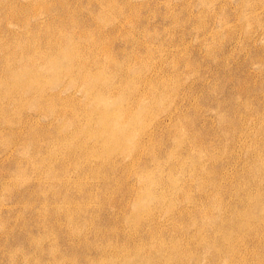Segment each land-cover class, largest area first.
<instances>
[{"label": "rangeland", "instance_id": "374dc122", "mask_svg": "<svg viewBox=\"0 0 264 264\" xmlns=\"http://www.w3.org/2000/svg\"><path fill=\"white\" fill-rule=\"evenodd\" d=\"M117 246L264 264V0H0V264Z\"/></svg>", "mask_w": 264, "mask_h": 264}, {"label": "bare ground", "instance_id": "6f19581e", "mask_svg": "<svg viewBox=\"0 0 264 264\" xmlns=\"http://www.w3.org/2000/svg\"><path fill=\"white\" fill-rule=\"evenodd\" d=\"M57 34V36H56V38H55V48L57 47V45H58V43L59 42H66V43H70V44H72L73 45V47L75 48V51L74 50H70L69 52H70V57H71V60H72V63H74V60H75V58H79V59H81L82 57H80V56H82V54H81V51L80 52H78L77 50H76V45L78 44L77 42H75L74 40H73V38L72 37H69V36H65V35H63V37H59L60 35H61V32H57L56 33ZM81 38V37H80ZM84 40V39H83ZM83 52V51H82ZM84 59V63L82 64V66H81V71H80V73H77V76L78 77H84V75H85V72H84V68L87 66V65H89V63L88 62H86V60H85V58H83ZM115 63H116V61H114ZM58 63H56L53 67H54V69H53V71H55L56 70V68L59 66V64L57 65ZM69 67H70V73H72L73 72V70H74V65L72 64V65H69ZM98 76V75H97ZM33 77V76H32ZM32 80H34V83L35 82H38V79H32ZM59 80H56V81H54L53 82V85L54 84H56L57 82H58ZM87 84H86V86L88 85V87L89 88H93V87H95L96 86V83L94 82V80L91 78V79H89V78H87ZM109 82L110 83H112L111 81H110V79H109ZM76 83H77V85H79V83L76 81ZM108 84V83H107ZM106 85V84H105ZM56 86V85H55ZM72 86H76L75 84H72ZM101 86H96L95 87V89H97V88H100ZM85 90H86V92H88V89L87 88H85ZM108 111H106L105 112V115H104V119H105V121H107V123L109 122V121H111L112 119V117L114 116V118L115 119H117L116 117H115V115L111 112V113H107ZM111 119V120H110ZM112 122H116L115 120H112ZM118 122V121H117ZM114 128V127H113ZM118 129V128H117ZM82 134L83 135H85L86 133L84 132V131H81L80 130V135L82 136ZM128 137H123V135L121 134V132H120V127H119V129H118V132H117V139L118 140H122V141H124V140H126ZM52 191V190H51ZM49 193V192H48ZM47 195V194H46ZM59 195V194H58ZM54 198V197H53ZM63 200V199H62ZM65 201V200H64ZM54 203H56V202H54ZM60 204V203H59ZM66 204V203H65ZM64 204V205H65ZM55 205V204H54ZM64 205H62V206H64ZM61 207V206H60ZM63 208V207H62ZM57 209V208H56ZM55 209V210H56ZM59 209V208H58ZM66 209V208H65ZM62 210V209H61ZM66 211V210H65ZM57 213H59L58 211H56ZM64 212V211H63ZM71 213H73L72 211H71ZM75 213H76V211H75ZM64 214H65V212H64ZM78 214V213H77ZM56 215V214H55ZM58 215V214H57ZM60 215V214H59ZM71 215V214H70ZM73 215H75L74 213H73ZM72 215V216H73ZM66 216H68L67 214H66ZM44 217H45V215H44ZM155 217V216H154ZM68 218V217H67ZM71 219H73V217L71 218ZM69 220V219H68ZM67 220V221H68ZM59 221H57V223H58ZM56 223V224H57ZM69 223H70V221H69ZM59 224V223H58ZM73 224H75V223H73ZM69 225V224H68ZM70 225H72L71 223H70ZM66 226V225H65ZM76 226V225H75ZM66 228H67V226H66ZM76 228V227H75ZM77 229H79L80 230V227L79 228H77ZM68 230V229H67ZM69 230H70V228H69ZM70 232V231H69ZM72 233H73V231H72ZM128 234V233H127ZM40 235V234H39ZM72 235H74V234H72ZM43 236V235H42ZM48 236V235H47ZM50 236V235H49ZM132 236V235H131ZM131 236H130V238H131ZM40 236H38V238H39ZM44 237V236H43ZM127 237H129L128 235H127ZM36 239H37V237H36ZM41 239V238H40ZM48 239V238H47ZM36 241V240H35ZM38 241V240H37ZM36 241V242H37ZM45 241V240H44ZM40 242V241H39ZM38 243V242H37ZM136 244V243H135ZM40 245V244H39ZM42 245H43V243H42ZM124 245H126V243L124 244ZM123 245V246H124ZM41 246V245H40ZM39 246V247H40ZM122 246V247H123ZM150 246V245H149ZM106 247H107V245H106ZM119 248V246H117V248H114V249H110L111 251L109 252V253H106V258H105V260L104 261H101V262H98V264H136V263H134V261H132L131 260V256L134 254V252L135 251H137L139 248H137V250L136 249H134V248H132V249H130V248ZM128 247V246H127ZM135 247V246H134ZM136 247H138V245L136 246ZM135 247V248H136ZM97 248H99V250L102 248V247H97ZM150 248V247H149ZM55 250L57 249V247L56 248H54ZM103 249V248H102ZM148 249V248H147ZM53 250V249H52ZM104 250V249H103ZM145 250V249H144ZM19 251V250H18ZM143 252V251H142ZM53 253V252H52ZM56 253V251H54V253L53 254H55ZM150 253V252H149ZM144 254H146V253H144ZM52 255V254H51ZM31 256V255H30ZM33 257V256H32ZM54 257V256H53ZM133 257V256H132ZM27 258V257H26ZM89 258V257H88ZM88 258L86 257H83V260H85V261H87L88 260ZM53 259V258H52ZM65 259V258H64ZM63 259V260H64ZM67 260H69V259H67ZM95 260H97V259H95ZM53 261V260H52ZM55 261V260H54ZM53 261V262H54ZM60 261V262H59ZM61 261L62 260H58V262L57 263H61ZM48 262H50V261H48ZM94 262V261H93ZM50 264V263H49ZM54 264V263H53ZM73 264H77L76 263V261H73ZM91 264V263H90ZM96 264H97V262H96Z\"/></svg>", "mask_w": 264, "mask_h": 264}]
</instances>
